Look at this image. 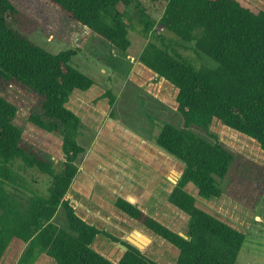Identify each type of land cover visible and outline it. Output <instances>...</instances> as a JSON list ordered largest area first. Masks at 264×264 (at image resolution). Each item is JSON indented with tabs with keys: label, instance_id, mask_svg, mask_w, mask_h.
<instances>
[{
	"label": "trees",
	"instance_id": "trees-1",
	"mask_svg": "<svg viewBox=\"0 0 264 264\" xmlns=\"http://www.w3.org/2000/svg\"><path fill=\"white\" fill-rule=\"evenodd\" d=\"M34 1L63 24L95 34L119 52H127L132 45V7L138 11L144 33L148 35L155 26L136 3L139 0ZM159 1L165 6L158 30L192 43L198 54L217 64L196 66L166 44L163 33L148 36L139 56L142 66L177 89L183 125L164 121L156 144L183 163L168 201L188 217L186 237L135 202L118 198L114 206L177 248L176 264H238L245 233L202 209L186 187L191 184L200 198L208 200L224 194L220 183L235 154L212 133L215 119L255 140L264 151V9L251 0ZM41 28L40 20L13 0H0V263L11 242L19 239L25 248L17 264H35L43 253L54 264H161L128 240L114 237L77 214L69 190L80 171L77 161L87 150L78 142L81 120L66 104L75 90L86 92L95 81L74 65L85 45L80 33L73 36V48L51 53L23 33ZM9 84L37 98L29 121L62 137L60 170L14 124L18 108L2 95ZM105 94L113 106L115 96L110 91ZM193 126L213 140L193 132ZM28 170L49 176L46 195L32 189L36 180L29 183L22 174ZM59 211L66 225L57 221ZM98 236L126 248L116 262L92 247Z\"/></svg>",
	"mask_w": 264,
	"mask_h": 264
},
{
	"label": "rangeland",
	"instance_id": "rangeland-1",
	"mask_svg": "<svg viewBox=\"0 0 264 264\" xmlns=\"http://www.w3.org/2000/svg\"><path fill=\"white\" fill-rule=\"evenodd\" d=\"M13 1L42 23L41 29H28L23 33L51 53L73 48V36L76 33H80L82 41H85L84 48L74 59V65L90 76L95 84L87 92L75 90L66 104L67 108L76 113L81 120L78 142L87 150L86 154L77 161L80 168L79 175L69 190L75 209L81 211L88 209L96 213L95 221H100V216L101 219L107 218L111 224L108 226L111 232H113L111 227L124 229L125 225L130 226L126 229L128 232L134 227L147 232V228L132 221L126 215L117 216L119 213L114 207L115 200L124 198L132 201L124 195V185L117 179L124 176L131 182L137 178L139 165L142 167L140 170L142 175H146L152 169L148 168L144 162L156 160L164 165V168H161V177L164 182L160 190L167 197L173 184L180 179L183 163L159 148L156 139L159 126L164 121L182 127L183 119L177 109V89L144 69L139 62V56L149 37L163 33L167 38L166 44L196 66L216 67L217 64L208 57L198 54L192 43L179 41L170 33L158 30L156 24L164 11L163 1L139 0L136 2L155 23L148 35L144 33L143 26L138 21L136 7L131 8L133 21L129 26V37L132 45L127 52L112 49L97 35H90L83 29L80 31L71 23L63 24L54 13L34 0L32 1L35 4L31 0ZM251 1L264 9V0ZM3 88L2 95L18 108L14 124L22 129L25 140L45 156L53 159L56 169L60 170L64 164L61 151L62 137L56 133H48L29 121L31 111L38 102L37 98L14 85L9 84ZM106 91H110L115 96L113 106L109 103L110 99L105 94ZM191 130L203 138L213 140L198 127L193 126ZM211 131L218 135L220 141L235 154V161L227 177L220 183L224 194L210 200L200 198L191 184L187 186V191L197 198L198 205L202 209L245 233L246 239L238 264H264V171L262 170L264 151L255 140L231 130L219 120H214ZM97 171L100 172L99 176ZM22 174L29 183L33 179L36 180V183L31 184L33 190L43 195L47 194L49 176L36 170H28L27 173ZM137 186L138 183L134 180L127 187L130 191L139 193L136 203L140 209L149 213L144 208L142 200L144 201L150 195L158 198V194L151 186H141L140 191L136 188ZM143 188L144 194L141 193ZM104 193L113 198L105 201L94 197L95 195L106 198ZM88 194L91 195L89 198L91 201L85 198ZM162 212L163 216L169 214V210ZM78 213L88 221L83 214ZM57 216V221L63 223L61 225H66L63 212L59 211ZM163 219L160 221L170 228L176 231H187L189 219L184 213L179 211ZM88 222L96 225L95 222ZM99 223V226H106V222ZM115 232L117 233H111L114 237L124 238L122 233L117 230ZM152 236L153 243L149 247L139 249L161 264H176L179 250L153 233ZM126 239L128 240V237ZM113 246L115 245L109 240L104 241L103 238L97 239L92 245L96 251L116 262L119 253ZM24 248L25 244L21 240L14 239L0 264H17ZM35 264H54V261L43 253Z\"/></svg>",
	"mask_w": 264,
	"mask_h": 264
},
{
	"label": "crops",
	"instance_id": "crops-1",
	"mask_svg": "<svg viewBox=\"0 0 264 264\" xmlns=\"http://www.w3.org/2000/svg\"><path fill=\"white\" fill-rule=\"evenodd\" d=\"M142 67H144V66H142ZM144 69H147L146 67H144ZM104 70V69H103ZM147 71H149L150 73H152L153 75H155V76H157L156 74H154L152 71H150L149 69H147ZM158 77V76H157ZM164 80V79H163ZM169 83V82H168ZM171 85V84H170ZM87 92V91H86ZM61 151H62V143H61ZM141 164H143V163H141ZM144 164L148 167V168H150V169H152L151 170V172H149L148 174H146V175H142V173H141V166L139 165L138 167H137V169H138V172H137V178H134V180H136V182L138 183V186L136 187L137 189H138V191H140V187L141 186H144V187H147V186H151L152 188H153V190H154V192L155 193H157L158 194V198L156 197V198H154V197H152V195H150V197H148L147 199H145L144 201L142 200V204L145 206L144 208L149 212V213H147V214H149V215H151V216H153L155 219H157V220H164L163 219V217H165V218H169V217H171L172 216V214H177V212H179V210L174 206V205H172L169 201L167 202V199H168V197H169V195H170V193H171V191H172V189H173V187L177 184V182H175L174 184H173V186H172V188H171V190L169 191V193H168V195H167V197L166 196H164L163 195V193H162V190H160V188H161V184H162V182H164L163 181V178L161 177V168H164V165H163V163H161V162H158V161H156V160H151V161H148L147 163H145L144 162ZM159 168H160V170H159ZM98 172V176H99V171H97ZM182 173V172H181ZM181 173H180V177H181ZM79 175V174H78ZM78 175H77V177H78ZM77 177L75 178V179H77ZM97 177V176H96ZM88 180L91 182V185L93 186L94 184L92 183V181H91V179L88 177ZM121 184H123L124 185V190H123V193H124V195L125 196H127V197H129L130 199H132V202H135L136 203V201H138V199H139V197H137L138 195H139V193H134V191L133 190H131L130 191V189L127 187L129 184H131L132 182H134V180H131V182L128 180V178L127 177H124V176H122V177H120V178H118L117 179ZM76 181V180H75ZM112 182H115L114 180H111ZM92 186L89 188V191H90V189L92 188ZM194 187V186H193ZM195 188V187H194ZM162 189V188H161ZM186 189H187V187H186ZM196 189V188H195ZM144 190V188L141 190V193L142 194H144L145 192L143 191ZM71 192V191H70ZM92 194V193H91ZM70 195V194H69ZM93 195V194H92ZM162 195H163V197H162ZM104 196L106 197V198H100V197H98V196H95L94 195V197H96V198H98V199H100V200H105V201H108V199H112L113 197H110V196H107V195H105V193H104ZM147 196H149V195H147ZM70 197H71V195H70ZM91 197V195L90 194H88L87 196H85V198L86 199H88L89 200V198ZM72 199V198H71ZM89 201H91V200H89ZM116 201V200H115ZM72 202H73V199H72ZM74 203V202H73ZM137 204V203H136ZM74 205V204H73ZM138 205V204H137ZM170 205V206H169ZM74 207H75V205H74ZM115 207V206H114ZM116 208V207H115ZM117 209V208H116ZM104 209H102V211H103ZM143 210V209H142ZM163 210H169V214L168 215H166V216H163ZM101 211V212H102ZM117 211H118V213L119 214H117V216H119V217H122V215L124 214L123 212H121L119 209H117ZM144 211V210H143ZM76 212H77V214L79 215V213L78 212H80L81 214H83L84 215V217L88 220V221H90V222H95L96 223V225L95 226H97L98 228H100V229H102V230H105V231H107V232H111V231H109V225H111L110 224V222L107 220V218H102L101 219V216H100V221H95V217L97 216V214L96 213H94V212H92V211H90V210H88V209H86V211H81L80 209L78 210L77 208H76ZM145 212V211H144ZM122 214V215H121ZM109 215H110V213H109ZM124 215H126V214H124ZM99 216V215H98ZM127 216V215H126ZM87 217H89V218H87ZM110 217H111V215H110ZM128 217V216H127ZM84 219V218H83ZM131 219V218H130ZM85 220V219H84ZM132 221H135V220H133V219H131ZM87 221V222H88ZM99 222H102V224L103 223H105L106 222V226H104V227H102V226H99ZM136 222V221H135ZM161 222V221H160ZM89 223V222H88ZM91 224V223H90ZM165 224V223H164ZM166 225V224H165ZM128 227H130V226H126L125 225V228L123 229H119V228H117V227H111V229L113 230V232H111V233H117V232H115V230H117L118 232H120V233H122L123 235H124V238H120L121 240H123V239H126V237H129L131 234H133L134 232H135V230H139V231H141L143 234H145L147 237H149L150 239H151V242H148V244L145 246V248L146 247H149L152 243H153V236H152V232L151 231H149L148 229V231L147 232H144V231H142V230H140V229H138V228H135L134 227V229H132V230H130L129 232H128V230H126ZM187 230V229H186ZM149 232H150V234H149ZM110 233V234H111ZM179 233L181 234V235H185L186 234V231L185 230H179ZM154 234V233H153ZM186 236V235H185ZM99 238H103V240L104 241H108L109 239L108 238H106V237H103V236H98V238L97 239H99ZM127 240V239H126ZM129 241V240H128ZM109 242H111V244H114L115 246H113V247H116V249H118V259H119V257H120V255L122 254V248L120 247V244L119 243H114V242H112V241H110L109 240Z\"/></svg>",
	"mask_w": 264,
	"mask_h": 264
},
{
	"label": "water",
	"instance_id": "water-1",
	"mask_svg": "<svg viewBox=\"0 0 264 264\" xmlns=\"http://www.w3.org/2000/svg\"><path fill=\"white\" fill-rule=\"evenodd\" d=\"M238 133L242 134L240 132ZM182 236H185V235H182ZM128 240L129 242H131L133 245L137 246L140 249H144L145 246L148 244V242H151V239L139 230H135V232L128 237ZM120 247L126 250L124 246L120 245Z\"/></svg>",
	"mask_w": 264,
	"mask_h": 264
}]
</instances>
